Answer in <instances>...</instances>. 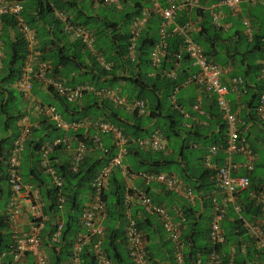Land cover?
<instances>
[{"label":"trees","instance_id":"16d2710c","mask_svg":"<svg viewBox=\"0 0 264 264\" xmlns=\"http://www.w3.org/2000/svg\"><path fill=\"white\" fill-rule=\"evenodd\" d=\"M19 1L21 2V5H23L20 16L24 22L34 30L36 35L37 45L35 46V50L37 51V59L49 65L50 71L47 76L61 81L64 80L65 82L68 81L67 85H72L74 82H76V84L86 83L84 81V76H86L85 74H87V72H92V75L87 77L88 84L100 85L103 83V79L106 83L121 80L128 84L129 89L132 90L130 98L142 99L146 104L145 115L137 116L135 111H132L130 117L131 120H127L121 117L119 113L121 111L120 107L114 106L108 101L98 100L91 94H84L81 100L76 103H67L52 92L53 97L59 103L55 106L57 112L64 121L80 122L82 120H103L119 128L128 139L145 137L153 131L160 133L164 140H167L169 136L178 135L180 130L177 129V123L178 117L180 116L178 113L180 105L177 104L176 101L172 104L171 98H174V92L181 88V85L188 76L186 69L183 68L184 65L181 66L180 64L185 61L190 62V60L184 54L179 60H174L173 57L170 56L180 45V38L175 34H171L170 37L166 39L168 51L167 57L161 61V64L157 68L151 67L146 71V69L150 67L148 57L151 47L158 39L159 22L154 30L152 28L154 24L148 26L149 22L147 23V26L142 30L135 43L133 60L127 58L126 49L128 46L127 40L129 32L123 31L121 28H123L122 26L125 24L129 28L133 16L139 14L142 0H119V3L121 4L129 2L132 4L129 11H123L121 14H119L120 11L117 13L115 7H110V5L106 6L107 4H104L100 0V3L104 4L101 5L104 7L99 8L101 10L104 8L105 10L104 12H101V15L99 16L86 14V7L80 4L78 0ZM217 1L218 0H197V7L192 8L189 11H180L178 16L174 17V22L177 24H182L185 21H190L191 24L194 23V25L196 23L198 24L196 26V31L190 32V38L201 48L206 60L214 64H216V60H213V55L216 52L214 49V43L218 39V35L214 33V30L211 33L210 29H214L212 24V28H210L209 23L206 25L205 19H207L208 16L204 11V6ZM54 10L65 14L71 24L77 25L89 32L93 38V47L95 48V51L100 53L105 62L111 64L109 70L102 69L96 64L94 58L81 44L80 40L74 39L73 41L62 45H57V41L55 44L54 41L50 40L55 32L58 34L63 32L62 24L53 18L52 14ZM191 11L195 16V20L193 21L189 18V13ZM111 13H116L117 15L114 16ZM45 27L54 31L47 33ZM8 29L13 31L12 41H9L6 37V31ZM1 38H3L5 46L4 55L1 59V66L6 70L5 76L1 81L13 85L19 76L20 68L26 55L25 43L16 30L13 18H3ZM258 41L259 39H255L254 49L258 48ZM174 63H178V68L175 71V78L171 80L165 76V72L171 70L173 68L172 64ZM74 74V77H70V75L73 76ZM106 77H109L110 79L108 80ZM31 91L34 93V89ZM202 92L207 95L206 92ZM195 102L196 100L189 104L191 109ZM2 106L3 104H0V108H2ZM201 108L203 109L199 100V110H201ZM208 108L209 111L206 114L215 119L216 125V131L213 133L208 146H217L218 151L212 160L216 165H220L224 157L223 150L225 147L226 125L217 110L214 97L210 98ZM255 109L256 105L254 106V111ZM12 113L13 114L11 115H7V120H16V118L20 116L16 111ZM159 120L163 121L162 125L159 124ZM147 123H151V131L146 129L145 124ZM259 124L261 125L260 122ZM161 126L164 127L165 131L161 129ZM48 127H51L53 131H57V129L50 124H48ZM75 137H77L79 141H82L86 146V151L77 167V171L74 173L70 172L69 163H63L57 166L53 165L52 167L54 168L55 173L61 179L60 190L57 191L56 188L51 187L50 185L44 190L46 203L45 208H43V213L49 216L50 219L55 218V223H49V230L47 232L49 239L55 231L56 221L61 222V230L55 240L57 244L61 245V247L58 254H54L53 252L49 254L48 260L50 264H58V262L62 260L60 257L61 254L64 255L63 259L66 260V263H69L72 243L75 241L76 236L82 232L81 226L79 225V215L84 205L81 204L80 197L83 193L87 191L90 192V182L94 175L101 167H103V165H105L106 161L114 155L112 146H104L101 143V140L100 143L102 144V147L107 150L106 154L94 148L92 139L90 138L91 136H83L78 133ZM3 141H5V139H3ZM51 142L52 141L47 144H50ZM24 144L26 148L32 145L35 146L32 152H36L37 154L42 147V142L38 141L33 142L26 140ZM130 144L131 143L129 142L128 145ZM193 145H197V143L194 142ZM61 146L62 145L55 146L52 151L54 152V150L60 149ZM180 148H185V145L181 144ZM254 150L255 147H252L251 151L254 152ZM29 151V149H25L27 158L32 156V153ZM21 152L20 157L22 156ZM7 153L8 149H5L0 145V165H5V169ZM135 155L137 158H140L137 162H140V165L145 167L143 170L145 172H159V169H161L162 166L172 163L171 161L163 159L164 155L162 152L143 151L136 147ZM24 157L25 156L23 155L21 159H24ZM201 157L197 158L196 162L197 165L200 164L203 171H201L197 177H191V175L187 174L188 169L190 168H187L186 166L177 173V175L180 176V179L178 178L180 181L187 182L193 191L197 190L195 194H198V190L202 187H198L196 184L197 182L201 185V181L208 179L210 184L215 186L211 180L212 174L202 165ZM34 168L35 167L31 168V171L34 170ZM5 169L0 173V196L3 195L1 184H7ZM39 171L37 174L41 172L44 173L42 170ZM182 172L184 173L183 175H181ZM247 176L249 179L248 187L246 188L247 192L244 200H242L238 206V219L235 220L238 228L242 227L244 219L247 220L250 217H256L257 214L260 213V209L264 204L257 203L258 196L260 194L264 196V189L262 188V181L264 178L261 177L255 180L256 178L249 174ZM39 181L42 185V181ZM57 194L63 199L60 208H58L57 204ZM124 194L125 189L121 182L120 175L118 171L114 170L110 174L106 190L102 193V200L104 201L106 212L105 219L107 218L112 221L120 222L121 224L123 223V226H125L123 213ZM199 194L202 196V193ZM251 194H253L254 197H251ZM181 213L184 218V228L180 231V242L184 249V251L182 249L183 259L181 264H195L194 262L196 259H199L201 262V258L203 257H205L206 260V255L211 248L207 239V233L209 221L212 216H204V218H202L201 215H197L196 211L190 207H186ZM153 217L158 222L157 217ZM6 220L7 218L5 214L0 215V253L9 252L12 248L11 234L6 229ZM144 221L146 224H149L148 218H145ZM136 226L141 231L142 224L136 222ZM154 226H156L155 223ZM221 231L223 242H231V239L224 234L222 229ZM147 237V234L146 236L143 234L145 241ZM114 239H122L124 241L123 230L120 231L116 229L108 231V227L104 225L100 236V250L105 257L110 260L111 264H122L117 253L120 244H115ZM51 248L54 249L53 246ZM61 249H63V251ZM146 254H148V248H146ZM87 257H89L88 264H95L90 250L82 255L83 264H86L84 258ZM222 263L226 264L224 261L222 262L221 259V264Z\"/></svg>","mask_w":264,"mask_h":264},{"label":"built area","instance_id":"2783aa9c","mask_svg":"<svg viewBox=\"0 0 264 264\" xmlns=\"http://www.w3.org/2000/svg\"><path fill=\"white\" fill-rule=\"evenodd\" d=\"M107 5H119V0H101ZM151 11L155 12L159 17L158 39L151 47L149 53V65L157 68L161 61L168 55L166 39L171 34H175L180 38V45L171 53L170 56L174 60H179L184 54L190 60L196 71L189 74L183 84H194L201 91L214 97V102L220 113L225 125V147L223 150L224 157L220 165H216L212 160L218 151L217 146L210 145L207 147L205 154L202 156V165L212 175L211 180L215 187L223 192L228 198H232L235 192L244 190L248 187V174L253 168L255 154L246 145L244 139L240 136L237 129L236 116L229 109L225 99L227 90L220 82L221 69L214 63L208 62L201 48L195 44L190 38L192 24L185 21L182 24L174 22L177 12L183 10H191L197 7V0H166L165 5L159 6L155 0H151ZM242 0H220L230 14H235L239 3ZM264 11V0H257ZM22 5L19 0H0V66L3 57L1 31L4 17L14 19L16 30L25 43L26 55L20 68L19 76L14 82V89L24 98L31 99V88L34 82L41 84L44 88L50 90L67 103H76L81 100L84 94H93L99 100H105L117 107L129 108L135 111L137 116L145 115L146 104L142 99H131L121 97L118 91L112 88H95L92 84H76L73 86H65L61 80L47 76L49 73V65L37 59V51L35 50V39L33 33L28 28L20 13ZM148 11L142 9L140 14L130 21L128 33V46L126 56L129 60L134 58V47L141 31L146 23ZM53 17L62 24L64 33L70 35L74 39L80 40L81 44L89 51L94 58L96 64L105 70L110 69L111 64L103 60L100 53L93 49V38L85 29L71 24L62 12L53 11ZM212 23L216 24V17L212 16ZM243 26L248 29V22L242 21ZM261 44L264 47V35L261 38ZM173 68L165 72L168 79L175 78V71L178 63L172 64ZM260 92L257 99L255 113L258 121L264 126V53L260 61L259 67ZM233 83H240L234 80ZM172 104L174 98H171ZM192 109L199 111V99L196 100ZM32 110L38 116L46 117L56 128L71 130L76 132L79 128L92 129L95 136L90 137L95 149L102 153L107 150L102 147L97 134H108L111 137V146L114 155L110 157L105 165L101 167L90 182V192L87 202L79 215V225L82 232L79 233L75 241L72 243L69 255V264H83L80 252L85 245H89L90 252L93 256L95 264H111L110 260L105 257L100 250V236L102 233V221L106 216L105 204L102 200V193L106 190L108 179L112 171L116 170L120 173L125 182V194L123 198V213L125 226L123 227L124 245L128 260L131 264H149L146 254V242L142 232L137 228L136 222L130 217L128 210L129 204L134 200L141 208L142 212L147 215L157 217L162 230L166 234L168 240L173 244V258L177 264L183 259L182 243L180 242V226L183 218L179 215L180 220L174 222L169 216L166 209L160 205L154 204L149 196L141 189L135 187L130 181L132 178H138L143 185L156 183L167 192L176 193L187 201L193 200V195L188 187H184L182 182L174 175L162 172H145L132 171L125 162H123L126 154L128 143L135 145L138 149L150 152H164L166 143L163 137L157 131L151 132L148 136L128 139L119 128L105 122L103 120H82L80 122L64 121L54 107L35 103ZM32 125L27 121L21 124L18 134L12 140L6 157V175L7 185L10 192L9 199L6 204L7 220L14 221L21 212L20 197L24 189L18 172L20 152L24 142L28 139ZM57 145H65L66 140L56 138L50 144H45L40 149V159L38 166L50 178V186L60 190L61 179L55 173L51 166L48 155ZM86 151V146L82 141L77 142L75 149L70 154L69 170L74 173L81 162ZM233 154H241L244 157L242 164L233 163L231 156ZM244 169V175L234 176L233 174L239 169ZM264 186V179L262 181ZM251 197H254L251 194ZM62 197L57 194V204L60 208ZM257 203H264V196L259 195ZM30 223L28 230L15 236L12 239V248L8 252L16 261L22 254H29L33 257L34 264H47V259L41 251L39 234L43 227L41 209L38 204L31 203L29 205ZM235 212H239L238 206L234 205ZM224 217V211L214 204L213 215L208 225V241L210 250L206 255L205 264H221L220 245L223 242V235L220 230V222ZM243 227L253 240L254 245L264 251V227L256 224L243 222ZM61 230V222L56 221L55 231L51 235L50 240L55 241ZM195 264H199L200 260L196 259Z\"/></svg>","mask_w":264,"mask_h":264},{"label":"crops","instance_id":"0c3cea01","mask_svg":"<svg viewBox=\"0 0 264 264\" xmlns=\"http://www.w3.org/2000/svg\"><path fill=\"white\" fill-rule=\"evenodd\" d=\"M78 1L85 7L88 5V8H85L86 14L101 15L99 7H104V4L100 3V0ZM155 1L162 7L166 2V0ZM151 4V0H142L139 14L142 9H146L148 11L146 23L142 30L145 29L148 22V26H152L154 24L152 26L154 30L155 26L159 22L158 15L151 11ZM131 5V2H129L123 4L119 3L118 6L110 5V7H115L117 13L120 11L119 14H121L123 11H129ZM204 11L208 16V18L205 19L206 25L209 23L210 28H212L213 25L214 29L212 28L210 31L212 33L214 30V33L218 35V39L214 43V49L216 52L213 55V60H216V65L221 69L219 78L220 82L227 90L225 99L231 112H233L236 116L237 129L240 136L244 139L249 148L255 147L254 152L252 151L255 154V161L249 175L256 178L255 180L261 177L264 178V126L259 124L254 111V106L257 103V98L261 88L259 81V67L264 53V47L261 45L260 38L264 35V11L261 4L257 0H242L239 3L237 12L234 15L230 14L229 10L220 3V0L206 4L204 6ZM139 14L133 16V18ZM178 14L179 12H177L175 16L177 17ZM189 15V18H191L192 21L195 20L194 13L192 11ZM212 16L216 17L215 25L212 23ZM243 20L248 22V29L243 26ZM197 25V23L195 25L192 23L191 32L196 31ZM28 28L33 33L35 43L37 45L34 30H32L29 26ZM45 31L49 33L54 30H49L45 27ZM126 32H129V28ZM6 33L7 39L12 41L13 31L8 29ZM255 39H259L257 49H254ZM50 40L54 41L55 44L58 42L57 45H62L73 41L74 38L68 34H64L63 32L60 34L55 32ZM3 41V38H1L2 52L4 55L5 46ZM93 49L95 50L94 47ZM180 65H184L183 68L186 69L188 75L196 71V68L193 67L189 61H185ZM150 68L151 67L147 68L146 71ZM5 73V68L0 66V104H3L2 108H0V145L5 149H9L12 140L18 134L21 124L27 121L30 125H32L27 141L42 142L41 146H43L56 138L66 140V147L65 145H62L60 149H56L54 152L52 151L48 155V158L51 166H57L63 163L68 164L70 162V154L72 150L75 149L78 142V138L75 137V135L80 133L83 136L88 135L92 137L95 136L94 130L79 128L76 132H73L71 130L56 128L46 117L38 116L32 110L35 103H41L43 105H50L57 111L55 106L59 103L53 97V93L44 88L41 84L34 83L31 88V90L34 89V93L31 91V99L24 98L14 89L13 85L3 83L1 81V79L5 76ZM85 75L84 81L87 83V77H90L92 72H87ZM74 76L75 74L73 76L70 75V77ZM109 77L106 78L109 80ZM234 80H239L240 83L235 84L233 83ZM62 82L65 86L69 87L76 85V82L72 85H67L68 81L65 82L63 80ZM93 86L95 88H112L118 91L119 96L132 99L130 98L132 95L131 89L127 88L125 94L121 93V89L126 87V83L121 80L106 83L103 79V83ZM210 98H213V96L204 94L194 84L189 83L182 84L181 88L174 92V101L180 105L178 111L180 116L178 117L177 123V129L180 131L178 132V135L169 136L168 139L165 140L166 149L163 152V159L171 161L172 163L162 166L161 169H159V172L172 174L179 178L180 176L177 175V173H179L184 166L190 168L188 169L187 174L191 175V177H197V175L203 171L200 164L197 165L196 159L204 155L206 148L210 144L212 135L216 131L215 119L206 114L209 111L208 107ZM197 99L200 100V104L203 107V109L201 108L198 112L189 107V104L191 102L193 103L194 100ZM120 108L121 111L119 113L121 117L131 120L130 117L132 110L129 108ZM14 111L19 113L20 116L17 117L16 120H7V115L13 114L12 112ZM48 124L57 129V131H53L51 127L49 128ZM150 125L151 123L145 124L148 131H151ZM97 135L104 146L108 147L111 145V137L108 134ZM3 139H5V141H3ZM194 142H196L197 145H193ZM181 144H184L185 148L181 149ZM34 147L35 146L32 145L26 148L25 144L23 146L21 155H24L25 157L24 159H21L22 156L20 157L18 169L19 175L21 176L20 168L21 165H23L24 179L20 177L24 187L20 197L21 212L14 221L8 222V220H6V229L11 234V239L26 232L31 221L28 209L29 205L31 203L38 204L41 209L43 221V227L39 234L41 251L47 259V264H50L48 260L49 254H51V252L58 254L61 245L57 244L56 241H50L47 236L49 223H55V218L50 219L49 216L43 213V208H45L46 203L44 190L50 185V178L42 172L37 174L40 170L38 167L40 151L38 154L36 152L33 153L32 151L34 150ZM25 149H29V152L32 153L30 158H27ZM135 151L136 147L133 144L128 145L127 154L123 161L132 171H143L145 167H142L140 162H137L140 158L136 157ZM231 160L233 163L242 164L244 162V157L241 154H233L231 156ZM33 167L35 168L31 171V168ZM4 169L5 165H0V173L1 171H4ZM165 169H173V171H164ZM244 173V169L239 168L233 175L241 176L244 175ZM183 174L184 173L182 172L181 175ZM120 178L125 188V182L123 181L121 175ZM186 178L188 179L187 176ZM39 180L42 181V185ZM130 182L135 187L141 188L154 204L164 207L174 222H178L180 220L179 215L182 217L181 211L183 212L186 207L194 209L197 215H201L202 218H204V216L211 217L213 214L214 204H216L224 211V217L220 222V227L224 234L231 239V242H223L220 246L222 262L224 261L226 264L264 263V251L258 249L254 245L253 240L250 238L243 226V228H238L235 223V220L238 219V213L235 212L234 205L239 206L240 202L244 200L247 192L246 189L239 190L234 193L232 198H228L217 187L211 185L207 179L205 181H201V185L198 182L196 183L198 187H202L198 190V194H195L197 190L193 191L187 182L181 181L184 187L190 188L193 193V200L187 201L176 193L165 191L162 186L156 183H149L146 187L138 178H132ZM262 188L264 189V186H262ZM1 189L3 195L0 196V215L5 214V216H7L6 204L9 199V189L7 184H1ZM88 193L89 192L87 191L81 195L80 201L82 205L86 204ZM199 193H202V196H200ZM128 213L132 219L142 224V234L145 236L147 234L148 236L145 242L146 248H148L147 259L149 264H177L173 259V244L168 240L166 234L160 227L159 221L157 222L153 216L143 213L140 206L134 200H132L129 204ZM145 218H148L149 224L145 223ZM244 222L264 227V204L260 209V213H258L256 217H250L247 220L244 219ZM154 223L156 226H154ZM183 223L184 218L180 226V231L184 228ZM104 225L108 227V231L116 229L122 231L124 227L123 223L121 224L120 222L112 221L107 218L102 221V227H104ZM114 243L120 244L117 249V253L120 257L121 263L131 264L125 253L126 250L124 241L122 239H114ZM52 246L54 249L51 248ZM89 249V245L83 246L80 252L81 259H83L82 255L87 253ZM61 250L63 251V249ZM60 257L62 260L59 261L58 264H69L66 263L65 259H63V254H61ZM88 259L89 257L84 258L86 264H88ZM204 262L205 257L201 258V262L199 264H205ZM0 264H34V260L31 255L22 254L16 261H13L10 253L1 252Z\"/></svg>","mask_w":264,"mask_h":264},{"label":"rangeland","instance_id":"374dc122","mask_svg":"<svg viewBox=\"0 0 264 264\" xmlns=\"http://www.w3.org/2000/svg\"><path fill=\"white\" fill-rule=\"evenodd\" d=\"M132 1H139V0H132ZM86 8H88V5H87ZM104 10H105L104 8H102V10L99 9V12H100V13H101V12H104ZM111 14H113L114 16L117 15L116 13H111ZM122 27H123V28H122L123 31H126V30L128 29V26H127L126 24L123 25ZM102 58H103V57H102ZM108 70H109V69H108ZM127 88L129 89V85H128V84H126V87H125V88L121 89V93H122V94H125ZM162 123H163V121H162V120H159V124L162 125ZM160 125H159V126H160ZM161 129H162L163 131H165L163 126H161ZM21 162H22V161H21ZM164 171H173V169H170V170H169V169H165ZM20 174H21L20 177H21L22 179H24V168H23V165H21V168H20ZM172 250H173V249H172Z\"/></svg>","mask_w":264,"mask_h":264},{"label":"clouds","instance_id":"9594fccd","mask_svg":"<svg viewBox=\"0 0 264 264\" xmlns=\"http://www.w3.org/2000/svg\"><path fill=\"white\" fill-rule=\"evenodd\" d=\"M105 219V218H104ZM244 222V221H243ZM243 222H242V226H243ZM220 226V225H219ZM221 230V229H220ZM222 232V231H221ZM207 235H208V233H207ZM207 239H208V237H207ZM209 242V241H208ZM223 243V242H222ZM221 246V245H220Z\"/></svg>","mask_w":264,"mask_h":264}]
</instances>
